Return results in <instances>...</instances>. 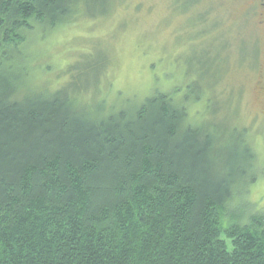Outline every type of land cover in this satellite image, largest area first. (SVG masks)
<instances>
[{
  "label": "trees",
  "instance_id": "1",
  "mask_svg": "<svg viewBox=\"0 0 264 264\" xmlns=\"http://www.w3.org/2000/svg\"><path fill=\"white\" fill-rule=\"evenodd\" d=\"M93 4L0 0V264H264V211L234 203L246 129L219 148L165 92L116 109L96 85L29 88V38Z\"/></svg>",
  "mask_w": 264,
  "mask_h": 264
},
{
  "label": "rangeland",
  "instance_id": "2",
  "mask_svg": "<svg viewBox=\"0 0 264 264\" xmlns=\"http://www.w3.org/2000/svg\"><path fill=\"white\" fill-rule=\"evenodd\" d=\"M99 1L29 38V88L96 85L89 96L116 109L165 92L185 99L188 122L214 133L219 148L246 129L253 177L233 199L264 211V0Z\"/></svg>",
  "mask_w": 264,
  "mask_h": 264
},
{
  "label": "flooded vegetation",
  "instance_id": "3",
  "mask_svg": "<svg viewBox=\"0 0 264 264\" xmlns=\"http://www.w3.org/2000/svg\"><path fill=\"white\" fill-rule=\"evenodd\" d=\"M261 7H263V10H264V5L261 4ZM263 15H264V13H263Z\"/></svg>",
  "mask_w": 264,
  "mask_h": 264
}]
</instances>
